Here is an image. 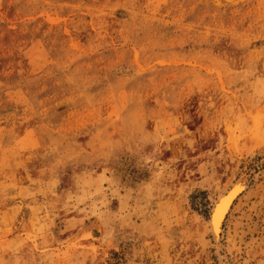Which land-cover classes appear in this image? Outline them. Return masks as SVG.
<instances>
[{
  "label": "rangeland",
  "instance_id": "1",
  "mask_svg": "<svg viewBox=\"0 0 264 264\" xmlns=\"http://www.w3.org/2000/svg\"><path fill=\"white\" fill-rule=\"evenodd\" d=\"M241 175L264 264V0H0V264H220Z\"/></svg>",
  "mask_w": 264,
  "mask_h": 264
},
{
  "label": "bare ground",
  "instance_id": "2",
  "mask_svg": "<svg viewBox=\"0 0 264 264\" xmlns=\"http://www.w3.org/2000/svg\"><path fill=\"white\" fill-rule=\"evenodd\" d=\"M248 175H241L230 183V185L216 196L209 210L208 224L212 238L217 246L220 264H233L228 255L221 251V234L225 219L235 199L248 188ZM95 227H99L97 219H93Z\"/></svg>",
  "mask_w": 264,
  "mask_h": 264
}]
</instances>
